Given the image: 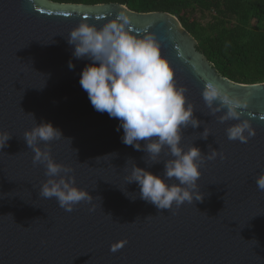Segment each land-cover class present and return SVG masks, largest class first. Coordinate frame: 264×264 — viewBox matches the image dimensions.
<instances>
[{"label": "water", "instance_id": "water-1", "mask_svg": "<svg viewBox=\"0 0 264 264\" xmlns=\"http://www.w3.org/2000/svg\"><path fill=\"white\" fill-rule=\"evenodd\" d=\"M121 12L134 34L156 35L177 86L187 88L193 115L203 121L183 130L181 146L203 155L211 146L224 154L199 169L202 201L161 210L140 199L138 184L125 179L133 163L169 186L178 184L164 176L168 149L152 165L146 153L122 143L120 121L94 110L80 86L91 61L74 58L70 31L85 20L99 28ZM207 80L248 99L241 119L256 134L247 143L227 138L226 129L239 121L220 123L208 114L202 98ZM41 123L71 140L51 141V156L74 169L75 186L94 197L91 203L66 212L55 198L39 196L45 168L33 166L23 134ZM204 127L206 140L199 139ZM0 131L12 135L0 149V264H264V191L256 185L264 173V83L241 85L219 76L176 16L134 13L118 4L0 0ZM115 245L123 246L110 251Z\"/></svg>", "mask_w": 264, "mask_h": 264}, {"label": "clouds", "instance_id": "clouds-1", "mask_svg": "<svg viewBox=\"0 0 264 264\" xmlns=\"http://www.w3.org/2000/svg\"><path fill=\"white\" fill-rule=\"evenodd\" d=\"M130 22V17L121 12L99 28L85 20L70 31L67 43L74 46V58L91 61L80 74V86L94 110L106 112L110 118L120 121L117 131L122 127V143L146 153L152 165L160 163L162 151L168 149L165 155L170 158L163 161L164 176L175 178L178 184L169 186L165 179L133 163L125 179L128 184H138L140 199L161 210H171L173 204L179 208L184 202L193 203L194 199L202 201L197 184L201 176L199 169L205 161L215 160L217 156L223 160L224 154L211 146L207 155L197 147L184 150L181 146L183 130L198 128L203 121L193 115L194 106L185 95L187 88L177 86L174 70L161 55L156 35L134 34ZM68 66L70 70L74 68L71 61ZM202 98L208 114L216 116L220 123L239 121L226 129L228 140L247 143L255 136L249 120L241 119L243 110L249 106L248 99L231 94L214 80L205 81ZM221 112L223 114L217 116ZM27 115L34 119L31 113ZM209 135V129L204 127L199 139L206 140ZM11 138L9 132L0 131V149L6 147ZM62 138L71 142L50 123L35 125L23 134L27 147L34 153L33 166L45 168L47 179L41 185L39 196L55 198L60 208L72 212L77 204L91 203L94 197L75 186V176L70 175L74 172L71 166L53 160L50 142ZM40 142H44L43 149ZM256 185L264 191V173L256 177ZM122 246H112L110 251L116 252Z\"/></svg>", "mask_w": 264, "mask_h": 264}, {"label": "trees", "instance_id": "trees-1", "mask_svg": "<svg viewBox=\"0 0 264 264\" xmlns=\"http://www.w3.org/2000/svg\"><path fill=\"white\" fill-rule=\"evenodd\" d=\"M55 4L125 6L167 13L196 42L216 73L236 84L264 83V0H48Z\"/></svg>", "mask_w": 264, "mask_h": 264}]
</instances>
